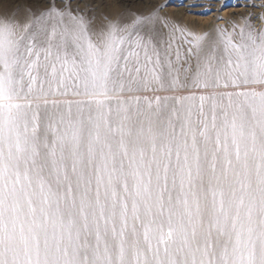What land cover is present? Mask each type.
Wrapping results in <instances>:
<instances>
[{
    "label": "snow or ice",
    "instance_id": "6c2138e0",
    "mask_svg": "<svg viewBox=\"0 0 264 264\" xmlns=\"http://www.w3.org/2000/svg\"><path fill=\"white\" fill-rule=\"evenodd\" d=\"M237 6L0 0V264H264V0Z\"/></svg>",
    "mask_w": 264,
    "mask_h": 264
},
{
    "label": "rangeland",
    "instance_id": "374dc122",
    "mask_svg": "<svg viewBox=\"0 0 264 264\" xmlns=\"http://www.w3.org/2000/svg\"><path fill=\"white\" fill-rule=\"evenodd\" d=\"M111 2V0H110ZM229 0H219L218 5H216V9L221 8L222 5H226V9L223 12H214L211 15L205 14L203 11H198L196 13H199L198 15H192L189 14V11H185V13H179V9L182 8L183 4L185 3V1L181 2L179 0H161L160 3H166L168 5V7L165 9V11L170 14V15H175L176 17H178L180 20H182L185 24L188 25H192V24H196L198 23L201 30H203L204 28H207L209 26H214V25H220V26H224L221 25L220 23H224V21H227L228 19H230L232 17L233 13H237L235 10H237V8L232 4L229 3ZM179 13V14H177ZM214 14L219 15V16H223L222 20H214ZM225 18V19H224ZM227 19V20H226ZM69 54L71 55V50H69ZM161 95H173L174 93L171 92H161L159 93ZM176 95H182V96H191V95H200V90L198 89H194L189 87L188 89H182L179 93H175ZM150 95V93H149ZM196 101H193V103H195Z\"/></svg>",
    "mask_w": 264,
    "mask_h": 264
},
{
    "label": "bare ground",
    "instance_id": "6f19581e",
    "mask_svg": "<svg viewBox=\"0 0 264 264\" xmlns=\"http://www.w3.org/2000/svg\"><path fill=\"white\" fill-rule=\"evenodd\" d=\"M161 0H159V2H160ZM179 1H181V2H183V1H185V3L183 4V6H182V8H180L179 9V13H185V11H189V9H188V7H187V3H190L191 2V0H179ZM227 1V0H226ZM230 2L229 3H232L236 8H237V10H235L237 13H239V12H245V11H247V12H250V13H252V12H256V11H258L257 9H251V8H245V7H238L237 5H238V3H240L241 2V0H229ZM204 2L205 3H207L208 2V0H204ZM250 2H251V0H250ZM216 5H218V3H216L215 4V6ZM194 12H198V11H203V9H199V8H197V9H194L193 10ZM179 13H177V14H179ZM218 15L216 14H214V20L215 21H217V19H216V17H217ZM225 19V18H224ZM227 20V19H226ZM229 20V19H228ZM227 20V21H228ZM249 22L251 23V24H253L254 26H256V27H259V24L261 23V21L260 20H258L257 19V17L256 16H253V15H250L249 16ZM221 25H226V21H224V23H220ZM71 50V49H70ZM143 57H144V54L141 52V54H140V58H141V60H143Z\"/></svg>",
    "mask_w": 264,
    "mask_h": 264
}]
</instances>
